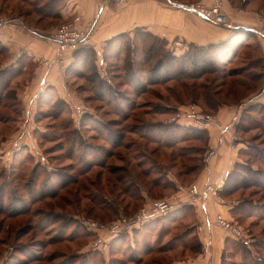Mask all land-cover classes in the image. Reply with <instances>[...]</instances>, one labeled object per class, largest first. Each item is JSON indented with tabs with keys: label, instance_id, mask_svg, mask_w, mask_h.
I'll return each mask as SVG.
<instances>
[{
	"label": "rangeland",
	"instance_id": "rangeland-1",
	"mask_svg": "<svg viewBox=\"0 0 264 264\" xmlns=\"http://www.w3.org/2000/svg\"><path fill=\"white\" fill-rule=\"evenodd\" d=\"M175 1L188 6L203 4L200 0ZM183 1L187 3L184 4ZM226 4L236 14L253 13L260 28H264V0H224L223 11L230 21ZM34 9V6L19 1L0 0L1 19L18 18L24 12L30 13ZM37 18L33 13L28 20L29 25L36 26ZM63 24L65 22L58 24L55 30ZM128 36L134 40L135 33ZM125 43L131 44L128 38H125L121 43L114 42L108 47L103 56L106 67H100L98 70L96 58L91 56L84 66H80L85 77L77 75V69L74 68L67 81L80 96L78 104L63 105L61 102H55L56 105L52 106L43 104L42 100L34 115L29 117L27 114L23 117L26 109L8 103L12 104V110H9L6 100L0 96V264H109L110 261L113 264H152L155 259H161L162 264H188L189 260L196 257V254L183 247L182 243L176 244L171 251H156L149 256L143 254L145 247L142 245L145 237L148 244L156 248L181 235L195 223L191 211L186 212L187 219L171 224L167 222L160 226V231L163 228V238L159 241L154 240L158 234L156 231L151 236V233L142 229L141 233L138 232L132 238L122 237L117 240L113 239L114 234L108 232L107 226L123 216L128 217L126 214L130 211H136V214L152 202L173 200L177 189L169 180H176L181 187L190 190L195 185L193 182L197 176L205 170L208 160L207 135L200 131L203 129H195L192 124L186 125L185 121H179L180 112L166 113V104L157 99L160 93L168 96L166 88L173 83L151 87L156 92L155 96L134 95V85L137 81L124 71ZM177 43L167 44V48L174 52L176 50L173 47L181 51L189 49L187 44ZM245 43L234 62L224 66L223 70L225 75L232 70L239 72V77L235 79L255 84L251 77L259 71L256 67H251V62L258 58L259 54L249 49L247 44H259L262 49V43L256 36ZM121 47L122 56L119 57ZM262 54L264 56V53ZM131 58L134 66L144 71V74L139 76H142L141 80L146 81L148 77L145 71L150 67L144 65L141 56ZM69 60L70 58L67 64ZM180 61L178 68H183L184 64ZM94 68L100 74L99 79L108 81L107 85L113 90L112 95L107 94L108 97L104 100L99 97L100 93L106 91L107 85L101 89L99 80L92 81L90 75ZM61 72L63 74L66 70ZM220 76L219 72L208 73L198 82L207 83L211 88L220 90L218 98L224 102L236 103L243 98L242 102L247 101L249 91L236 84L229 86L227 80L221 79ZM26 81L19 79L18 85L13 86L19 88ZM109 98L112 100L111 105ZM53 99L56 100L54 96ZM128 101L137 102L141 109L137 108L132 112ZM116 105H121L124 114L130 116L127 120L117 115ZM156 106H159V110ZM189 106L192 105L187 107ZM200 106H196L199 112L216 117L217 112L209 111L202 102ZM87 114L91 120L86 119ZM252 115L259 119L261 125L246 131L240 130L238 135L234 136L237 145L240 144L237 162L223 181L218 199L212 198L224 206V210H228L229 218L220 215L228 221H235L234 223L250 236V243L245 247L251 250V254H247L228 239L223 251V264H264V111L260 110V114ZM71 121L73 124L69 125ZM108 122L109 129L115 133L119 132L118 128H124L121 130L126 133L125 144L131 143L134 146L130 149H125L124 146L117 148L114 157L106 159L105 153H91L77 143L74 154L70 155L72 141H69L67 133L75 128L84 136L86 145L97 144L101 146L100 149L104 146L108 149L111 146L109 142L102 138L98 141L92 139L105 132ZM114 122L120 125H114ZM131 129L134 132L129 134ZM170 133L178 134L179 137L175 141L172 140L174 146L168 145ZM141 136H144V139ZM147 138L153 141L150 142L151 139ZM154 149L158 151L153 153ZM139 152L141 155H138ZM180 152L182 155H179ZM104 161L107 164L102 167L101 163ZM138 161L143 162L139 169L132 166ZM194 165L198 166V171L191 175L183 174L186 167ZM110 166L117 172L108 170ZM202 166L204 169H201ZM123 168H128L132 173V180L140 185L139 194L143 197L141 200L138 197L130 199L121 191L115 176H120L122 173L119 170ZM82 169H85V172L80 171ZM144 171H149L148 177L142 174ZM31 178L34 180L33 184L30 183ZM155 178L160 180L158 187H153L150 182ZM44 182L49 183L46 188H43ZM63 182L68 185L62 189ZM42 194L44 196H41ZM191 199L189 195L187 201ZM179 202L185 203L180 200ZM110 204H114L113 209L109 207ZM25 210L30 213H25ZM20 213L22 215L14 216ZM217 215L214 214V219ZM119 235L121 234L115 236ZM195 235L190 236V239ZM255 243L258 247L252 245ZM37 256L47 260L38 261ZM140 259L144 260L143 263H140Z\"/></svg>",
	"mask_w": 264,
	"mask_h": 264
},
{
	"label": "crops",
	"instance_id": "crops-1",
	"mask_svg": "<svg viewBox=\"0 0 264 264\" xmlns=\"http://www.w3.org/2000/svg\"><path fill=\"white\" fill-rule=\"evenodd\" d=\"M200 1L206 6L212 4V0ZM60 2L58 14L60 22L66 23L79 16L82 18V27L90 29L91 42L84 47L95 52L98 70L100 67H106L103 56L111 45L110 41L122 34H132L139 28L165 40L168 45L181 42L187 45L208 46L229 41L237 31L236 28L240 27L242 31H252L254 36L259 38L264 53V42L260 33L263 28L258 25L253 13L236 14L227 4L230 27L208 22L190 12L188 5L179 4L175 0H126L123 4H118L114 0H60ZM58 24L60 23L56 21L55 24L50 23L46 26L27 27L18 21L6 24L0 21V45L4 50L0 55V71L21 67V73L10 89L16 91L22 109H26L23 117L27 114L29 117L34 115L42 96L45 105L47 100L44 99L53 96L70 105L79 103L80 96L73 91L67 81L74 71V52L71 53L69 65L67 64L68 67L63 74L57 65L50 68L43 65L44 61H53L57 57L58 46L50 36ZM173 48L176 50L175 55L185 52L177 47ZM19 79L27 81L16 88L13 85H18ZM256 103L264 104V91L259 95L256 93L250 95L242 105H223L219 108L216 113L217 123L205 129L209 136L205 170L193 183L203 185L227 177L237 162L240 151V144L237 145L234 140V136L238 135L237 123L240 115L247 104ZM198 109L196 106L182 108L179 121L183 120L186 125L192 124L195 127L194 114L199 112ZM170 182L177 189L173 198L186 202L189 198V189L181 187L176 180L171 179ZM192 204L187 210L177 208L166 218L152 223L153 229L149 228L148 233L152 236L156 231L158 234L154 240H158L163 230L162 228L160 231V226L167 222L171 224L187 219L186 212L191 211L195 220L192 227L196 228V234L202 244V253L189 260L188 264H223V251L230 237L214 223V214H222L227 218L228 210H224V206L210 197L196 200Z\"/></svg>",
	"mask_w": 264,
	"mask_h": 264
},
{
	"label": "trees",
	"instance_id": "trees-1",
	"mask_svg": "<svg viewBox=\"0 0 264 264\" xmlns=\"http://www.w3.org/2000/svg\"><path fill=\"white\" fill-rule=\"evenodd\" d=\"M13 1H19L22 4H28L29 6L35 7V9L32 12L36 14L38 17L36 20V24H37L36 26L38 25L46 26L50 23L55 24L56 22L54 23V21L61 23L60 16L58 15L59 7L61 5L60 0H35V1L13 0ZM183 3L186 4L187 2L183 1ZM32 12L30 13L24 12V14H21L18 18L17 17L16 18L7 17V19L10 21H18V22H21L22 24L24 23L27 27H33V26H30L28 23V20L33 15ZM43 23L45 25H43ZM134 33H135L134 40L133 38H130V36L126 34H122L112 39L110 41V44H113L114 42L121 43V41L124 40L125 38H128V41L131 42V44L130 43L124 44V52L126 54L123 58V62H125L124 64L125 66L124 71H126L125 73L126 74L129 73V75H131L138 82V83L136 82V85H134V95L135 96L137 97H140L141 95L155 96L156 92L154 91V88H151V87L168 85V84L170 85V83H173V85L168 86V88H166V90L168 91V96L163 95L162 93H160V96H157L158 100L166 104L165 105L166 113L171 112L172 114L174 113L179 114L182 108L187 107L188 105L200 106V102H202L209 109V111H212V112H218L219 108L223 105H242L243 104L242 100L244 98L240 99L236 103L224 102L218 98L221 93L220 90H217L214 87L211 88V86L208 85L207 83H199L198 81L203 79V77L208 73H218L219 72L221 75L220 76L221 79H226L227 80L226 83L229 84V86L236 84L242 87L243 89H245L246 91H249V95L247 97L255 93L259 95L264 91V56L262 54L263 51L259 44L258 46H253V44L248 43L249 39L254 37V34L252 33V31L246 32L242 30H237L229 41L223 42L221 44H211L208 46H196L194 44H189L188 45L189 49L181 55H175L174 51L167 48L168 43L165 40L152 35L151 33L145 31L144 29H140V28L136 29ZM245 42L248 43L247 47L249 49H253L257 54H259L258 58L256 57L251 62L252 63L251 67L252 68L256 67V69H258L259 71V73L253 74V76L251 77V81H253L255 84H250L246 82L245 80L241 81L240 79H237V78L235 79V77H239L240 75L239 72H234V70L232 71L230 70L231 72L225 75V71L223 70L225 69L223 68L224 66L232 64L234 62V60L237 57L238 52L241 50ZM121 49L122 47L120 48V51ZM3 51L4 50L0 45V55L1 53L3 54ZM120 54H122V51L121 53H118L119 57L122 56ZM91 56L95 58V52L91 48L81 47L74 52L75 62L73 66L74 68L77 69L75 71L77 75L79 76L84 75L82 71L80 70V66L81 65L84 66L85 61L88 62ZM116 56H117V52H116ZM131 56H141L144 60V65L146 67L147 65L150 67L148 68V70L145 71L146 77H148L146 81L141 80L142 76H139V75L144 74V71L142 70V68L134 66V62L132 61ZM179 60L183 62L184 64L183 68H178ZM20 73H21L20 66L11 67L9 69L0 71V96L6 100V107L9 108V110H12L10 107L12 104H8V103H14L16 105L21 106L19 99L17 98L16 91L10 89L11 85L15 82V80L20 75ZM99 75H100L99 72H97L94 68L93 72L90 75V78L92 79V81H95V79L99 80L100 88L102 89L104 88V85L105 86L107 85L108 81L105 82L102 79L100 80ZM83 77H85V75ZM228 79H230V82H232L231 84L230 82H228ZM112 92H113L112 87L107 85L106 91L105 92L103 91L102 93H100V97H99L100 100L101 99L104 100L105 98H107L108 97L107 94L109 96L112 95ZM109 99H110L109 105H111L112 100L111 98ZM42 100H43V96H42ZM44 100L45 101L47 100L46 105L51 104L52 106H54L56 105V103H60V102L63 105L67 104L66 102L58 98L54 100L53 97L45 98ZM128 106L131 108L132 112L133 110L137 108L141 109L139 108L141 107V105H138L137 102L130 103V101H128ZM262 107H264L263 104H259V103L249 104L248 106H246L240 115L239 121L237 123V130L246 131V129H250L252 127H259L261 123L259 122V119L256 118V116L252 115V113L260 114V110L264 111V108ZM156 108H158L159 110V106H156ZM115 109H116L117 115H119L123 120H127L130 117L129 115L124 114V110L121 105H116ZM56 115H53V117H55ZM85 117L88 120L92 119L90 116H88V114L85 115ZM263 119H264V116H263ZM116 122H114V125H120V124H116ZM110 123H113V122H110ZM72 124L73 123L71 121L69 125H72ZM109 125L110 124L108 122V124L105 127V132H103V134L92 137V139L96 141L101 140L102 138L107 143L109 142L111 146H109L108 149H106L107 146H104V148L100 149L101 146L100 145L98 146L97 144L90 143L86 145L87 143L86 141H84V136H82L81 132H79V129L77 128H75L72 132H68L67 136L70 139L69 141L70 142L72 141V144L70 146L71 148L69 150L70 155L72 156L74 154L77 143H80V146H83L84 150L88 149V151H90L91 153H94V152L105 153L107 157L106 159L114 157V154H115L114 152L117 148H122L124 146L125 149H130L132 148V146H134L131 143L125 144L126 133L125 131L122 132L121 130L124 128H118L120 129L119 132L115 133L114 130L109 129L108 127ZM200 131H204L205 135H207V140H206V143H207L209 140L207 131L206 130H200ZM133 132L134 130L132 129L128 131L129 134ZM141 137L144 139V136H141ZM168 137H169L168 139L170 140L169 141L170 143L168 142L169 143L168 145L170 146H174V144H172V140L175 141L177 138H179L178 134H175V133H170ZM147 139H151V138H147ZM152 141L153 139L150 140V142ZM92 143L94 142L92 141ZM207 145H206V151H208ZM157 151L158 149H154L153 153H156ZM180 154L181 152L179 153V155ZM138 155H141V153L139 152ZM106 164L107 162L104 161L101 163V166L102 165L105 166ZM132 166L134 168L139 169L141 166H143V162L138 161L135 163V165H132ZM204 167L202 166L201 169H204ZM108 168H109L108 170H110L112 173L117 172V171H114L113 170L114 168L111 166ZM198 170H199L198 166H195V165L192 167H186V170L183 174L191 175ZM80 171L85 172V169H82ZM119 171H121L122 174L120 176H115V177L117 178L116 182L120 184V188L124 196H127L130 199H136V197H138L141 200L143 197L139 194V192L141 193L140 185H138V183H136L135 180H132V173L128 171V168H123L122 170H119ZM148 172L144 171L142 172V174L148 177ZM183 174H180V176ZM33 181L34 180L31 178L30 183L33 184ZM150 182L152 183L153 187L160 186L159 178H155L154 180ZM63 183L64 184H63L62 189L68 185L65 182ZM169 183H171L170 180H169ZM47 184L49 183L44 182L43 188H46ZM41 196H44V194H42ZM190 202L191 201L189 202L187 201L183 204L180 203L177 207L173 208L167 214L155 220L147 222L141 227L133 228L131 231L122 232L120 233L121 235L119 236H113V239L117 240L118 238H122V237L132 238L135 235H137L138 232L141 233L142 229L145 231H148L149 228H152L150 224L160 220L161 218H166L167 215L172 213L177 208H181V209L183 208L187 210L189 206L193 205L192 202L191 203ZM113 205L110 204L109 207L113 209ZM127 207H128V204H127ZM125 208L126 207H124V209ZM24 212L30 213V211L28 210H25ZM135 212L133 211L132 213L130 211L128 212V214H126V216L131 217L135 214ZM17 215H22V213L16 214L14 216H17ZM115 215H117V213H115ZM195 234H196V228L194 227L186 228L181 235L175 236L174 238L170 239L166 244L162 246H158L156 248L153 246L151 247L148 244V241L146 240V237H145L142 240V245L144 244V247H145L143 254L146 256H149L155 253L156 251L157 253L171 251L175 247L176 244L182 243L183 247L190 250L192 253L196 254L197 256L202 253V244L198 238V235L197 234L195 235ZM192 235H195V236H193V238L190 239V236ZM161 239H162V234L159 237V239L158 240L156 239V240L159 241ZM230 239L234 243V245L239 247L241 250L247 252V254L249 255L251 254V250H248L247 247H245L246 245H244L242 242L237 241L231 237ZM193 242L195 243L193 244ZM252 245L254 247H258L257 243L252 244ZM224 254H223V258H224ZM37 257L39 258L38 261H41V260L45 261L46 259L42 256H37ZM141 259L139 261L140 263H143L144 260H141ZM171 263L172 262H169L167 264H171ZM109 264H113V262L110 261ZM152 264H162V260L155 259L152 261Z\"/></svg>",
	"mask_w": 264,
	"mask_h": 264
},
{
	"label": "built area",
	"instance_id": "built-area-1",
	"mask_svg": "<svg viewBox=\"0 0 264 264\" xmlns=\"http://www.w3.org/2000/svg\"><path fill=\"white\" fill-rule=\"evenodd\" d=\"M119 4L125 3V0H114ZM224 0H213L211 6L203 4L187 6L190 12L200 16L204 20L216 25H227L230 27V21L223 11ZM1 23H12L14 21L1 19ZM264 39V28L260 32ZM50 38L57 44V57L53 61H44L43 65L51 67L57 65L60 70L64 71L67 66V60L71 57V53L75 52L81 47L88 45L91 42V31L88 27H82V18L79 16L74 17L70 22L59 26L50 36ZM217 123V119L212 114H206L203 112H196L194 114V126L199 129H207L211 125ZM226 176L221 178L214 184L193 185L189 190V195L192 198L191 202L196 200L210 197L218 199L219 193L223 188V181ZM178 199L173 201L159 200L150 203L148 206L141 208L135 215L131 217H121L118 220L111 223L108 228V232L118 235L122 232L131 231L133 228L141 227L147 222L155 220L179 205ZM217 226L223 228L229 237L242 242L248 246L250 243V236L241 228L238 224L232 221H228L222 215L218 214L214 220ZM202 228H200V231Z\"/></svg>",
	"mask_w": 264,
	"mask_h": 264
},
{
	"label": "water",
	"instance_id": "water-1",
	"mask_svg": "<svg viewBox=\"0 0 264 264\" xmlns=\"http://www.w3.org/2000/svg\"><path fill=\"white\" fill-rule=\"evenodd\" d=\"M236 29H237V30H239V29H240V27H237ZM240 30H241V29H240Z\"/></svg>",
	"mask_w": 264,
	"mask_h": 264
}]
</instances>
